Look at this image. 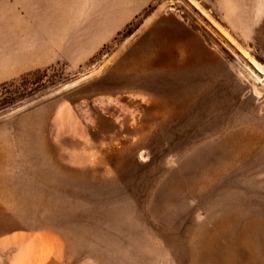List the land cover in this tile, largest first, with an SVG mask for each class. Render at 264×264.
Segmentation results:
<instances>
[{
	"label": "rangeland",
	"instance_id": "rangeland-1",
	"mask_svg": "<svg viewBox=\"0 0 264 264\" xmlns=\"http://www.w3.org/2000/svg\"><path fill=\"white\" fill-rule=\"evenodd\" d=\"M1 1L0 264H264V0Z\"/></svg>",
	"mask_w": 264,
	"mask_h": 264
},
{
	"label": "bare ground",
	"instance_id": "bare-ground-1",
	"mask_svg": "<svg viewBox=\"0 0 264 264\" xmlns=\"http://www.w3.org/2000/svg\"><path fill=\"white\" fill-rule=\"evenodd\" d=\"M0 1H1V0H0ZM4 1H5V0H3V2H4ZM15 1H16V0H15ZM40 1H41V5H42V2H43V4H44V3H47V2H45V0H44V1L40 0ZM47 1H48V0H47ZM1 2H2V1H1ZM27 2H28V1H27ZM50 2H51V1L49 0V4H50ZM54 2H55V0H54ZM4 3L6 4V3H8V1H7V2H4ZM17 3H19V2H17ZM23 3H25V5H26V2H23ZM0 4H1V3H0ZM5 4H4V5H5ZM20 4H21V3H20ZM29 4H30V6H32L31 3H29ZM36 4H37V3H36ZM36 4H35V5H36ZM38 4H40V3L38 2ZM49 4H47V6H48ZM1 5H2V4H1ZM7 5H8V4H7ZM27 5H28V3H27ZM44 5H46V4H44ZM30 6H28V7H30ZM0 7H1V9H2V6H0ZM9 7H10V6H9ZM3 8H4V6H3ZM6 9H8V7H7ZM9 9H10V11L12 10L11 8H9ZM9 9H8V10H9ZM10 11H9V12L6 11L7 13L5 12V14H4L3 16H5V15L8 14V13H11V14H12V12H10ZM1 13H2V12H1ZM0 17H2V16H0ZM5 17H7V16H5ZM8 18H9V17H8ZM8 18H7V19H8ZM2 19H3V18H2ZM5 20H6V19H5ZM0 22H1V21H0Z\"/></svg>",
	"mask_w": 264,
	"mask_h": 264
}]
</instances>
